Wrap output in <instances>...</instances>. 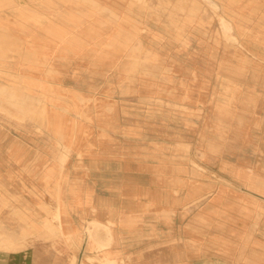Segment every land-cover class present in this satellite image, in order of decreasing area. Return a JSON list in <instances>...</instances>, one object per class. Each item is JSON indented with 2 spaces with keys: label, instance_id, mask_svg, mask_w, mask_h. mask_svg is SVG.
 Instances as JSON below:
<instances>
[{
  "label": "crops",
  "instance_id": "obj_1",
  "mask_svg": "<svg viewBox=\"0 0 264 264\" xmlns=\"http://www.w3.org/2000/svg\"><path fill=\"white\" fill-rule=\"evenodd\" d=\"M207 1L0 0V264H264V0Z\"/></svg>",
  "mask_w": 264,
  "mask_h": 264
},
{
  "label": "rangeland",
  "instance_id": "obj_2",
  "mask_svg": "<svg viewBox=\"0 0 264 264\" xmlns=\"http://www.w3.org/2000/svg\"><path fill=\"white\" fill-rule=\"evenodd\" d=\"M140 1H143V0H140ZM199 3H200V5H199L200 9L207 11V7L209 5L208 1L207 0H199ZM165 5L168 6L169 14L175 13V7H176L175 0H168V4H165ZM211 7H210V9L213 10L214 9L213 6H211ZM88 260H91V259H88Z\"/></svg>",
  "mask_w": 264,
  "mask_h": 264
}]
</instances>
